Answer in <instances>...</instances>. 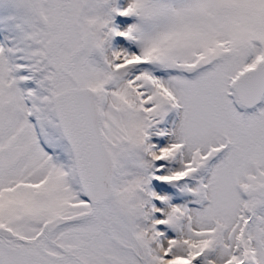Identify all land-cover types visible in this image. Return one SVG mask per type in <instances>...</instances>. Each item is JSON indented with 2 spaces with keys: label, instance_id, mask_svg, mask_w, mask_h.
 <instances>
[{
  "label": "snow or ice",
  "instance_id": "obj_1",
  "mask_svg": "<svg viewBox=\"0 0 264 264\" xmlns=\"http://www.w3.org/2000/svg\"><path fill=\"white\" fill-rule=\"evenodd\" d=\"M0 264H264V0H0Z\"/></svg>",
  "mask_w": 264,
  "mask_h": 264
}]
</instances>
